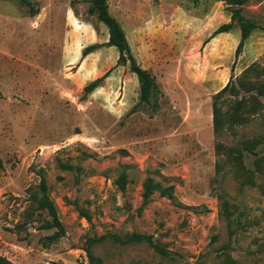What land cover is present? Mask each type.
Here are the masks:
<instances>
[{
  "label": "rangeland",
  "instance_id": "obj_1",
  "mask_svg": "<svg viewBox=\"0 0 264 264\" xmlns=\"http://www.w3.org/2000/svg\"><path fill=\"white\" fill-rule=\"evenodd\" d=\"M33 1L36 16L20 0H0V254L13 264H87L89 237L142 232L171 255L147 242L110 239L93 251L104 264H229V257L264 264V176L243 185L233 162L216 152L218 141L240 147L253 137L262 138L264 152V119L256 116L219 138L213 128L216 93L229 82L238 85L253 63L264 68V0L245 6L261 28L239 55V28L212 37L231 21L224 1L110 0L138 62L150 65L158 83L152 104L132 114L139 80L130 63H118V49L107 44L108 28L89 12V1ZM105 74L82 99L84 87ZM252 93L228 92L225 109ZM254 158L245 153L250 169ZM40 175L65 229L47 246L45 237L57 228H41L50 216L34 199ZM148 177L173 185L175 198L159 191L144 197ZM220 196L244 222L227 251Z\"/></svg>",
  "mask_w": 264,
  "mask_h": 264
},
{
  "label": "trees",
  "instance_id": "obj_2",
  "mask_svg": "<svg viewBox=\"0 0 264 264\" xmlns=\"http://www.w3.org/2000/svg\"><path fill=\"white\" fill-rule=\"evenodd\" d=\"M24 3L30 11L32 16L39 14L40 9L33 0H20ZM90 3L89 12L96 14L97 18L103 22L109 32V39L107 44L114 46L118 49L119 64L130 63L131 71L136 74L140 84V99L139 102L129 111V114L138 111L141 104L151 105L152 97L158 90V83L156 77L146 68H144L137 60L133 53L131 44L129 42L125 28L120 20L112 14L110 10V0H87ZM224 1L231 13V21L220 25L213 33L212 37L223 33L230 32L236 27L240 30V41L236 48V55H239L252 32L261 28L258 22L245 14V6L253 0H221ZM264 29V27H263ZM100 44H91L85 47L83 55L86 56L89 53L95 51ZM264 75V68L258 63H253L247 67L242 74L238 77V85L231 84L230 82L221 89L214 96L213 101V128L216 137H221L223 133L233 128L235 125H243L248 123L252 118L256 116L264 119V101L260 97H264V81L261 80V76ZM107 76L105 74L102 77L90 81L83 89L82 99H86L87 95L96 90L102 83L103 79ZM241 90L247 93H252L247 99L244 97L235 102L232 109H225L224 97L229 92L231 95L239 96ZM262 138L253 137L245 139L240 143V147H225L222 141L216 143L217 154H224L233 162L235 167V173L241 183L255 184L256 175L264 176V152H259L258 147L262 144ZM255 155L253 160L254 168L250 169L244 163L245 153ZM219 165V163H218ZM3 166V158L0 155V167ZM119 185L122 189L126 187V174L122 173L119 180ZM155 191H159L162 195H168L171 198L174 196V186H165L163 182L156 181L153 177H148L144 184V197H149ZM34 199L37 202V208L39 210H45L48 212L50 219L43 223V229L57 228L53 234L45 237L43 245L47 246L53 243L60 237L65 235L64 226L59 218L58 209L54 201L49 194L48 181L45 175H40V182L38 184V190L34 194ZM222 214L227 222L229 229L228 241L223 245V250H230L232 248L233 237L237 233V230L244 226V222L241 216H235V211L232 209V204L229 200L220 196ZM77 209L91 222V216L83 210L78 203H75ZM110 239L114 242L121 244H132L147 242L153 248H155L161 255L170 256L171 251L167 248L157 244L153 240V236L142 232H132L125 236L118 234L108 233L99 237H89L86 245V252L88 255L87 264H104L103 259L97 256L93 251V246L98 241ZM229 264H238L231 257L227 259ZM0 264H13V262L6 256L0 254Z\"/></svg>",
  "mask_w": 264,
  "mask_h": 264
},
{
  "label": "crops",
  "instance_id": "obj_3",
  "mask_svg": "<svg viewBox=\"0 0 264 264\" xmlns=\"http://www.w3.org/2000/svg\"><path fill=\"white\" fill-rule=\"evenodd\" d=\"M76 21H77V23H78V19H76ZM79 24V23H78ZM229 32H223V33H220V34H228ZM140 64L144 67V68H150V65H148V64H146V62H144V61H142L141 59H140ZM136 75V74H135Z\"/></svg>",
  "mask_w": 264,
  "mask_h": 264
}]
</instances>
